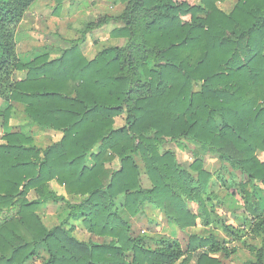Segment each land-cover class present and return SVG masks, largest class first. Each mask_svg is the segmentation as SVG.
I'll list each match as a JSON object with an SVG mask.
<instances>
[{
	"label": "trees",
	"instance_id": "obj_1",
	"mask_svg": "<svg viewBox=\"0 0 264 264\" xmlns=\"http://www.w3.org/2000/svg\"><path fill=\"white\" fill-rule=\"evenodd\" d=\"M50 1L56 13L64 0ZM220 1L118 0L115 17L86 28L115 20L121 26L111 36L126 38L123 45L87 60L73 41L57 58L23 63L15 32L35 0H0V99L23 104L39 129L61 132L43 149L19 131L1 137L0 264H29L40 247L48 254L43 264H222L214 254L228 259L236 252L230 242L245 245L240 227L259 239L247 245L255 257L249 264H264V161L257 156L264 153V0H237L228 14ZM15 71L26 78L14 81ZM10 111H0L5 125ZM122 115L124 125L115 128ZM180 141L194 148L187 168L165 149ZM205 156L222 163L215 173L204 169ZM112 157L119 166L109 170ZM217 182L240 203L241 213L232 212L239 226L218 214L224 199L214 201ZM119 195L127 218L116 206ZM57 202L66 216L47 228L36 210ZM146 203L182 233L200 223L228 239L187 234L183 248L178 238L135 235L128 218ZM76 229L106 240H80Z\"/></svg>",
	"mask_w": 264,
	"mask_h": 264
},
{
	"label": "rangeland",
	"instance_id": "obj_2",
	"mask_svg": "<svg viewBox=\"0 0 264 264\" xmlns=\"http://www.w3.org/2000/svg\"><path fill=\"white\" fill-rule=\"evenodd\" d=\"M40 2L42 3L40 7L41 6L43 7V13H45V16H52L55 18H50L51 22L48 24V26L45 27V29L32 32L34 34L35 39H38L39 41L47 40V38L51 37L50 33H54L55 35L58 36V38H60L61 40L67 41V42L70 40H74V41L77 40L79 49H81V51L88 56H92L96 50L100 51L109 46H115V45L121 44V41L123 38L118 39L119 37L117 38L114 36H110L109 31L112 29V27L117 26V23L115 20H109L107 22L108 25L106 28H105L106 26L105 24L100 28H95V29L86 28V24L90 22V20L95 21L97 19L102 18L104 15L111 16L112 18L115 17L123 8V5L120 2H118V0H94V2L92 0H64L60 9L57 10L56 13L54 12V8H53L56 6V3H53L50 0H40ZM88 2H91V3L88 4ZM78 3L82 4L81 6L82 9L86 7L85 10L88 11L86 12L87 14L89 13V11H91V15L89 14L88 16H86L82 11L80 12L81 14L76 15L77 13L75 11H80L78 9L80 6L78 5L79 7H76ZM94 4H96V6H94ZM73 7L76 10L72 9ZM61 14L63 15L62 19L60 18ZM63 21L65 22V24H63L61 27L58 28L56 25L59 23H62ZM102 30H103V33H101ZM95 32H99V33H96L97 36H95ZM123 42H124V39H123ZM20 47H22L21 43H20ZM1 105L2 106L4 105L3 101L0 104V106ZM21 107H22L21 105H18V104L15 105L14 112L11 117L12 119L15 116L25 118L24 115L22 114ZM124 118L125 116L123 115L116 116L114 118V127L119 128L122 125H124ZM27 123L29 124L28 121ZM3 130L7 131L8 129L1 126V120H0V135L3 134L4 132ZM33 130H34L33 132L29 131V133L32 135L31 139H32L33 145L43 149V147H48L55 143L54 140H56L57 138L56 135L43 134L42 131H39L37 127H34ZM1 141L2 140L0 138V142ZM166 147H171V149H173L176 152L177 161L186 168L189 167V165L194 160V155L192 153V150L194 148L188 142L180 141V143H174V142L167 143ZM198 151L200 153V150ZM203 154L204 152H202V155ZM257 156L261 161H264L263 152L258 151ZM136 162L141 167V173H140L141 180H142L141 184L142 186L147 187L149 186V183L143 173L144 171L142 168V163L139 159H136ZM203 162H204L203 167H208L210 170L213 168L219 169L222 165V163L218 160V158H215V156H205ZM105 166L109 170L117 169V167L119 166V159L117 157L115 158L112 157V159H106ZM227 167L229 170H231L230 166H227ZM51 187L52 189H55L59 194L64 195L67 199L72 200V201L75 200V197L71 196L70 194L68 195L66 194L64 186L58 185L56 182H51ZM225 190L226 189H224L223 187L221 188V190L213 189L214 191L213 193L215 194L214 196L215 198L213 197L214 201L219 203L218 201H221V199H224L226 194L229 193V191H225ZM28 197L32 199L34 197V194L31 192L29 193ZM257 197L259 198V200H262V195L260 193H257ZM235 200L237 201V198H235ZM235 200L233 199L232 201H235ZM123 202H124L123 195H119L115 199V203L119 210V213L124 218H127L125 211L122 209ZM226 204H228L229 206L235 205L234 202H231V199ZM191 205H192L191 203H188V206H191ZM223 207L224 208L219 209L223 212L221 213L222 215L220 214V217L222 218V216L228 217L230 215H233L234 218L230 216L231 218L228 217L227 219L226 218L225 219L222 218V219H224V221L227 223H229L231 219H233L236 226H239L241 221L238 218H236L235 214H232L230 210L226 209V205ZM227 211H229L231 214ZM237 212L239 215L241 213L240 209L237 210ZM36 213L39 215L43 224L47 228H52L58 225L65 218L67 210H66L64 203L57 202V203H47V204L40 206L39 208H37ZM128 219L131 224L132 232L135 235H139V236L146 238L147 240L158 237V235H163V234L164 236L168 235L165 231L160 230V224L156 223V220L154 219V213L151 212L150 210L147 212L143 211L142 213L134 217L128 218ZM176 229L179 231L177 227ZM209 230L213 232L215 235H217L219 238L228 239L220 228H217V227L212 228L210 226ZM209 230L208 231L203 230L202 226H200V228H198L197 231H198V234L201 235L203 233L209 232ZM240 231L244 234V238L242 241H245L244 242L245 245L238 241L230 242L228 244L229 248L235 247L236 252L233 253L231 257L228 259H224L221 255H219V259L222 261V264H249L250 261H254L255 257L253 254H250L247 248V245L249 244L259 245V239L256 234L252 233L249 230L248 227H244V228L240 227ZM187 234L188 233L186 232L185 233L180 232L178 234V239L180 240L183 248H185L187 244ZM73 235L83 241L104 242V240H106L104 237H97L95 235L89 234L85 232L84 230H80V229L74 230ZM176 237H177V233H176ZM47 257H48V254L46 250L43 247H40L38 248V257L34 259L33 261H31L29 264H43L44 260ZM263 262H264V258H263Z\"/></svg>",
	"mask_w": 264,
	"mask_h": 264
},
{
	"label": "crops",
	"instance_id": "obj_3",
	"mask_svg": "<svg viewBox=\"0 0 264 264\" xmlns=\"http://www.w3.org/2000/svg\"><path fill=\"white\" fill-rule=\"evenodd\" d=\"M92 1L94 2V0H92ZM236 2H237V0H223L221 2H217V6H218V8L221 11H223L226 14H228V13H230L232 11V9H233V7H234ZM90 3L91 2H88V4H90ZM41 4L42 3L40 2V0L39 1L36 0L28 8V10L24 13L20 23L18 24L17 30L15 32L17 57L23 63H27L29 61H32L33 59H35V58H37L39 56H42V55H48L49 59L57 58L61 54V52L63 50L70 49L72 47V42L74 41V40H70V41L67 42V41L61 40L54 33H50L51 37L47 38V40L39 41L38 39H35L34 34L32 32L33 31H37V30L45 29V27L48 26V24L51 22L50 18H55V17H52V16H45V13H43V7L42 6L40 7ZM81 6H82V4H79V3L77 4L76 7H79L78 9L80 11H75L77 13L76 15L81 14L80 13L81 11L86 16H88L89 14L91 15V11H89V13L87 14L86 12H88V11L85 10L86 7H84V9H82ZM94 6H96V4H94ZM72 9L76 10L74 7ZM81 16H83V15H81ZM62 17H63V15L61 14L60 18L62 19ZM63 24H65L64 21L62 23L57 24L56 26L59 28ZM105 25H106L105 26V28H106L108 23L105 24ZM119 26H121L120 23H117V26L112 27V29L109 31L110 32V36H111V32L115 28H117ZM96 33H99V32H95V36H97ZM101 33H103V30H102ZM120 38H123L124 42H125L126 38L119 37L118 39H120ZM123 39H122L120 45L124 44ZM19 40H20V42H19ZM20 43L22 44V47H20ZM120 45H115V46H120ZM109 47H111V46H109ZM98 51L96 50L92 56H88V55L84 54L82 51H81V53L85 57V59L92 60L95 57V55L97 54ZM12 78H13L14 81H22V80H24L26 78V72L15 71L13 73V75H12ZM2 101L3 100H0V104L2 103ZM3 103H4V105L0 106V111H4L8 106L11 107L10 116H9V120H8L7 125L3 124V119H2V117H0L1 126L5 127L6 129H8L7 131L3 130L4 131L3 134H5V132L7 133V132L19 131L21 133H24L28 137H32V135L29 133V131L33 132L34 131L33 128L37 127V126L32 124V123H30L28 118H27V116L24 114L25 106L23 104H21V103H18V102L6 103V102L3 101ZM17 104L22 106L21 110H22V114L24 115L25 118L19 117V116H15L13 119L11 118L12 115H13V112H14L15 105H17ZM27 121L29 122V124L27 123ZM39 131H42L43 134H50V135L54 134V135H56L57 138H56V140H54V142L59 141L60 138H61V132H59V131L41 130V129H39ZM39 131H37V132H39ZM3 134L0 135V138L2 137ZM43 148H46V147H43ZM165 149H170V150L174 151L173 149H171V147H166V145H165ZM175 154H176V152H175ZM204 169L209 171L210 173H214L215 171L218 170V169H214V168L210 170L208 167H204ZM221 188L222 187L218 183V186H216L214 188V190L215 189L216 190L217 189L221 190ZM230 199H231V202H234L235 205L229 206L228 204H226ZM233 199L235 200V198L231 195V193H228V194H226V196L224 198V205H220V204L216 205V209H217V212L219 211L218 212L219 215L221 213H223L219 209L220 208H224L223 206H225V205H226V209L230 210L231 213L233 211H235L236 209L240 208V203L238 201H236V200L232 201ZM188 203H191L192 205L188 206ZM188 203H187L188 208L192 212L195 213L196 210H197V206L194 203H192V202H188ZM149 210L154 213V219L156 220V223L160 224V230L161 231H165L168 234L166 236L178 238V234L180 233V231H178L176 229V227L174 225H172V223L167 221L165 215L160 210L155 209L151 204H149V203L144 204L143 211L147 212ZM227 212H229V211H227ZM230 216H232L234 218L233 215H230ZM230 216H228V217L231 218ZM228 217L222 216V218H224V219L225 218L227 219ZM229 223L233 224L234 226H236V224L234 223L233 219H231V221ZM200 226H202L203 230H207L208 231L210 229V227H204L203 225L198 223V225L196 227L186 228L185 232L188 233V234L199 235L197 230H198V228H200ZM210 232L211 231L209 230V232H206V233H203V234L207 235ZM176 233H177V237H176ZM203 234H201L200 236H204ZM219 255H221L223 257L222 253H217V254H214L213 256L219 258Z\"/></svg>",
	"mask_w": 264,
	"mask_h": 264
}]
</instances>
